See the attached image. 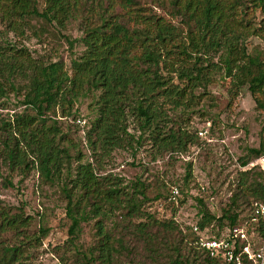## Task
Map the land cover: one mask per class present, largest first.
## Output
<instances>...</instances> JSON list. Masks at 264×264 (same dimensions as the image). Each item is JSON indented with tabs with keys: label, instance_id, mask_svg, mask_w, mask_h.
I'll list each match as a JSON object with an SVG mask.
<instances>
[{
	"label": "trees",
	"instance_id": "trees-1",
	"mask_svg": "<svg viewBox=\"0 0 264 264\" xmlns=\"http://www.w3.org/2000/svg\"><path fill=\"white\" fill-rule=\"evenodd\" d=\"M248 3L264 8V0H44L40 12L37 0H0V107L5 105L3 99L13 95L24 108L11 119H0V166L9 172L37 169L46 181L59 179L70 156L57 141L60 130L56 118L58 114L59 118L74 117L73 107L81 98L90 97L96 113L85 135L95 161L108 157L115 149L139 146L143 135L157 153L184 152L195 144L194 138L170 124L169 113L189 108L194 103L198 81L208 83L218 70L236 89L247 85L256 107L264 109V59L258 53H248L245 46L250 36L264 40V21L253 23ZM167 7L182 18L185 32L155 11ZM78 17L82 20V36L66 41L70 49L78 43L83 51L74 55L69 69L61 61L33 57L27 47L8 37H25L27 31L33 30V20L60 31ZM214 57L217 63L212 62ZM192 59L198 76L191 69ZM129 125L138 136L129 132ZM248 156L260 158L263 147L249 149ZM83 159L79 153L73 178L69 179L71 190H63L68 200L66 215L71 221L64 247L73 249H77L80 222L100 219L106 211L127 209L129 215L136 216L140 210L118 182L98 176L90 163H82ZM246 165L248 159L241 163ZM191 169L188 165V178ZM262 175L263 182H242L220 217L201 207L192 239L194 258L178 264H222L221 259L211 258L199 248L197 242L212 223L218 230L207 238L219 240L249 219L251 204L264 203ZM1 186L11 188L13 184L3 177ZM72 190L78 196L74 202ZM241 195L253 198L245 215L238 211L237 198ZM30 223L31 217H24L21 211L12 213L0 200V234L17 236ZM174 225L171 220L157 221L149 214L148 224L137 226L136 231L140 236H150L152 228L174 230ZM96 226V257L93 251L78 257L88 263L112 264L115 247H123L124 242L113 239L100 221ZM46 232L40 229L41 237ZM251 233L255 242L264 240V221L249 224L247 234ZM38 241L39 236L11 245L0 240V264H31L28 250ZM243 246L239 241L235 244L237 251ZM243 264H248L245 259Z\"/></svg>",
	"mask_w": 264,
	"mask_h": 264
},
{
	"label": "rangeland",
	"instance_id": "rangeland-1",
	"mask_svg": "<svg viewBox=\"0 0 264 264\" xmlns=\"http://www.w3.org/2000/svg\"><path fill=\"white\" fill-rule=\"evenodd\" d=\"M38 10L44 9V0H37ZM248 12L253 23L264 21V8L252 7L248 3ZM167 22L185 32L186 27L175 9H155ZM81 18L69 23L60 31L41 20H33V30L27 31L25 37H14L18 44H23L33 57L46 62L61 61L69 69L74 55H79L83 47L75 43L72 49L66 39L74 40L82 36ZM3 28L0 27V30ZM245 46L248 53H258L264 59V40L250 36ZM194 58V57H193ZM212 62L217 63V57ZM195 60H191V69L195 72ZM194 103L186 109L169 113L173 126L179 127L195 144L187 146L184 152L157 153L150 139L143 135L139 146L113 150L108 157L95 161L86 142V133L96 117L92 99L81 98L73 107L74 117L59 118L60 135L57 139L61 148H66L70 156L68 167L63 168L59 179L46 181L40 177L37 169L25 172H9L0 166V174L7 177L11 188L1 186L0 200L11 212H22L24 217H31L27 228L21 229L17 236L13 233L0 234L3 244L11 245L25 241L27 237H40L28 250L31 264H107L88 263L78 257L93 251L97 255V226L100 221L104 230L113 239H122L123 247L116 246L112 264H178L193 260L192 239L194 227L200 220L199 211L205 206L216 217L229 208L231 199L243 182L250 184L263 182L264 174V109L256 107L255 97L248 86L238 89L231 84L221 70L215 71L208 83L199 80L194 91ZM5 105L0 107V119H11L15 113L24 108L13 95ZM3 108V109H2ZM129 125V132L138 136V132ZM202 133V134H200ZM263 147V156L250 159L249 149ZM84 156L82 163H90L98 176L111 177L118 182L122 192L133 197L140 210L136 216L128 214L127 209L106 211L102 218H91L80 222V232L76 248L64 247L69 237L71 221L66 215L67 198L64 188L71 190L73 170L77 156ZM248 159V165L241 163ZM191 165V176H185ZM245 172V175L242 174ZM139 184L138 187H135ZM178 190L175 200L171 198L172 190ZM72 201L78 197L73 191ZM253 198L241 195L237 198L238 211L246 214ZM246 211V212H245ZM157 221L171 220L174 230L151 229L148 233L138 235L136 227L148 224V215ZM45 228V237L40 229ZM218 226L210 224L201 236L207 238L216 233ZM224 230V229H223ZM225 232V230H224ZM78 250L81 253H76Z\"/></svg>",
	"mask_w": 264,
	"mask_h": 264
},
{
	"label": "built area",
	"instance_id": "built-area-1",
	"mask_svg": "<svg viewBox=\"0 0 264 264\" xmlns=\"http://www.w3.org/2000/svg\"><path fill=\"white\" fill-rule=\"evenodd\" d=\"M177 196L178 190L174 188L171 198L175 200ZM259 221H264V203L254 202L250 206L249 219L230 230L225 238H201L197 245L211 258L221 259L222 264H243L244 259L248 264H264V240L255 242L254 234H247V226ZM237 241L244 244L239 251L235 248Z\"/></svg>",
	"mask_w": 264,
	"mask_h": 264
}]
</instances>
